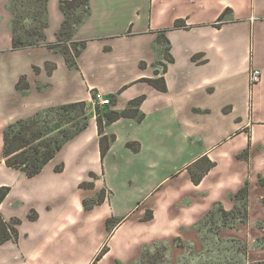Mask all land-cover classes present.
Returning a JSON list of instances; mask_svg holds the SVG:
<instances>
[{
	"label": "crops",
	"instance_id": "obj_1",
	"mask_svg": "<svg viewBox=\"0 0 264 264\" xmlns=\"http://www.w3.org/2000/svg\"><path fill=\"white\" fill-rule=\"evenodd\" d=\"M60 1L47 0L44 44L57 40ZM10 3L0 0V188L9 187L0 217L20 223L16 240L0 242V264H76L72 254L78 257L94 225L98 239L82 264L105 243L99 264L110 256L125 264L146 246L174 239L200 250L199 224L215 206L235 210V194L245 185L244 220L220 227L218 236L258 241L257 231H264V0H88L89 14L71 40L87 41L76 67L45 45L12 49ZM46 65H54L50 73ZM251 67L261 72L252 87ZM21 76L26 89L16 88ZM158 78L163 91L147 80ZM97 91L111 99L106 112L142 97L140 121L100 117L103 133L115 136L103 157L93 114L37 174L5 164L9 124L74 102L95 111L90 97ZM205 158L214 165L195 184L191 170L199 172Z\"/></svg>",
	"mask_w": 264,
	"mask_h": 264
},
{
	"label": "rangeland",
	"instance_id": "obj_2",
	"mask_svg": "<svg viewBox=\"0 0 264 264\" xmlns=\"http://www.w3.org/2000/svg\"><path fill=\"white\" fill-rule=\"evenodd\" d=\"M44 1L17 0L16 3L9 4V10L12 14L11 26H13V20H16V23H14L16 36L21 37L26 42L36 43L38 41L40 32L44 31V29L42 30V24L45 18L47 19L44 13ZM37 12L38 15L35 16L34 13ZM75 14L82 16V12L77 10ZM70 22H72V18H70ZM138 23L140 21L135 20V24ZM62 39H65V37L63 36ZM44 41L40 40L39 45H45ZM59 42L61 46L66 44L62 41ZM105 113L106 106L95 105V111H93L91 105L85 102L83 107L77 106L72 109H55L42 112L37 118V123H34L35 125L29 130L34 129L47 134L45 135V142H48L49 147L52 148L55 145V140L62 142L65 136L75 134L78 128L88 124L93 118V114L102 118ZM69 118L73 120L68 123ZM244 218L245 206L242 204L241 198H239L237 208L231 212H224L219 206H215L198 226L204 244L200 250L181 240L174 239L169 243L159 242L146 246L142 250L139 259L130 260L125 264H264V231H257L259 233L258 241L253 245H249L241 238L223 239L218 236L220 227L234 226ZM263 226L264 223H261V227ZM99 231L100 227L96 225L88 227L86 242L83 238V244L78 245L80 248L77 252H80V254H78V257L73 255L75 252L72 254L71 260L73 263L82 264L89 257V250L98 239ZM246 231L251 232L252 228H247ZM75 246L76 244L73 241V248ZM93 258H91L89 264H91ZM121 263V261H117V264ZM106 264H113V256L106 260Z\"/></svg>",
	"mask_w": 264,
	"mask_h": 264
},
{
	"label": "trees",
	"instance_id": "obj_3",
	"mask_svg": "<svg viewBox=\"0 0 264 264\" xmlns=\"http://www.w3.org/2000/svg\"><path fill=\"white\" fill-rule=\"evenodd\" d=\"M17 0H11V3H16ZM44 13L46 15V3L47 0L44 1ZM60 9L64 14V20L60 30L57 32V40L53 43H46L45 46L49 49H55L59 52H62L65 61L68 66L76 67L75 57L78 56L80 49L83 48L86 44V40L80 41H71L72 37L75 33L77 26L84 21V19L89 14V5L88 0H61L59 3ZM80 11L82 12V16L79 14L76 15L75 12ZM34 15H38L34 13ZM34 17V16H33ZM16 18V15H15ZM70 18H72V22H70ZM14 23L16 20H13V38H12V49H21L24 47L29 46H38L40 40L44 41L45 37L43 31L40 32L39 39L34 42H26L21 37L16 36L15 34V27ZM47 26V19L45 18L44 23L42 24V30ZM174 26L176 27H187L185 23L181 21H175ZM65 39H62V37ZM59 41L66 43L67 41L70 42V47H68L67 43L61 46ZM157 41L161 44H164V54L167 60L171 61L172 57L168 54L169 47L167 46V40L163 39L161 33L157 35ZM47 72L50 73L54 68V65L49 66L46 65ZM152 85H154L159 90H165V82L163 78L158 79H147ZM17 89H26L27 83L25 82V77L21 76L20 79L16 83ZM142 100V97L136 98L130 102L131 107L122 111L110 110L105 113L106 122H111L116 120L120 117H136L137 120L143 119V113H139L137 108L138 104ZM85 102H74L65 105H61L58 107H50L47 109L42 110L41 112H37L35 115L27 118V119H19L14 123L8 125L7 129L4 131V147H3V158L4 162L7 166L12 168H16L22 170L27 176H33L37 174L43 165L49 161L55 154L57 150L61 147L62 143L70 138L73 135L65 136V139L61 141L55 140L54 147L50 148L48 142H45V135L41 131L36 130H29L34 123H37V118L42 112L53 111L55 109H72L77 106H84ZM68 123L71 122L73 119L69 118ZM97 126H98V133L100 135V154L103 157L109 148L110 142L114 139V135H105L103 133V125L101 118L97 116ZM87 124H84L82 127L78 128L77 132L85 128ZM131 144H129L130 146ZM132 146V145H131ZM205 164H201L199 172H193L191 170V177L192 181L195 184H198L203 176V174L209 170L214 163L209 161L208 159H204ZM203 160V161H204ZM57 170L61 169V166L56 167ZM84 185V184H83ZM87 185L91 186L90 183ZM9 191V187H2L0 188V203L6 196ZM248 192L247 185L243 186L238 190L235 194V197H240L245 199ZM103 195H99V200H101ZM151 214L147 215L146 218H149ZM29 219L33 220L37 217V213L31 211L28 215ZM123 218L119 219L116 224L120 223ZM20 223V220L17 218H12L9 222H5L0 217V242H4L9 239L16 240L18 237V231L16 229V225ZM111 220H106V229L110 230ZM108 251V246L106 243L99 249L98 253L94 256L91 264H98L99 260L103 257V255Z\"/></svg>",
	"mask_w": 264,
	"mask_h": 264
},
{
	"label": "built area",
	"instance_id": "obj_4",
	"mask_svg": "<svg viewBox=\"0 0 264 264\" xmlns=\"http://www.w3.org/2000/svg\"><path fill=\"white\" fill-rule=\"evenodd\" d=\"M248 81L251 87L259 83L261 81V72L258 69L251 67L248 72ZM90 99L94 105L107 106L111 104L109 96L98 91L92 93Z\"/></svg>",
	"mask_w": 264,
	"mask_h": 264
}]
</instances>
